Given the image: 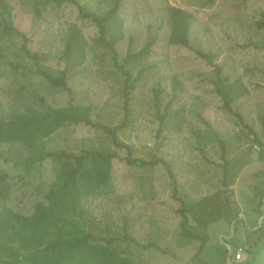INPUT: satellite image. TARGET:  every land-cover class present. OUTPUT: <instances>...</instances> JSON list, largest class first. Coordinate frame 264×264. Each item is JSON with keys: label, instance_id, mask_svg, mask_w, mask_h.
I'll return each instance as SVG.
<instances>
[{"label": "rangeland", "instance_id": "rangeland-1", "mask_svg": "<svg viewBox=\"0 0 264 264\" xmlns=\"http://www.w3.org/2000/svg\"><path fill=\"white\" fill-rule=\"evenodd\" d=\"M7 1L15 8L17 27L28 36V49L39 59L35 61L23 53L22 40L0 39V113L8 116L42 110L34 87L49 106L63 107L72 100L90 106L95 122L113 127L121 124L124 78L112 56L98 43L94 24L83 20L71 5L50 3L41 6L37 14L38 0ZM79 1L97 14L109 11L113 5V0ZM204 3L205 0H123L119 18L124 38L117 45L120 56L126 57L130 45L137 53L148 41L157 42L148 60L133 71L137 77L146 69L133 93L132 122L119 136L137 148L135 158L152 160L157 156L171 165L178 197L187 205L201 207L205 198L228 191L237 204L239 217L232 224L223 218L207 227L199 226L192 218L191 230L207 237L200 251L204 241L181 235V204L173 198L174 184L166 168H130L116 159L110 184L96 193H85L84 203L104 225L117 230L126 221L130 234L139 242L154 243L167 251H139L131 246L127 252L137 264H233L231 251L238 244L244 251L249 247L248 213L254 187L264 180V165L259 162L258 152L251 150L250 133L261 136L264 117V27L257 24L264 22V0H216L207 9H203ZM170 8L184 9L195 17L191 34L194 49L215 56L224 75L243 80L249 95L233 108L244 123L226 111L214 95L210 84L212 68L206 61L189 49L168 44ZM74 31L81 38L73 43L74 49L67 57ZM38 68L53 77L68 68L69 91L52 87L35 73ZM174 78L181 84L175 97ZM156 88L161 90V116L167 111L172 117L162 124L154 107ZM181 117L185 123L177 131ZM207 123L224 140L227 150L226 189L222 185L223 154L217 141L212 138L205 148L207 159L196 149V134L205 132ZM42 149L74 153L99 150L124 156L103 132L85 125L63 128ZM39 155L21 145L0 147V173L9 174V183L14 187L9 206L25 214H30L37 202L45 201L57 172V164L51 160L41 164L37 161ZM247 255L244 253L242 260Z\"/></svg>", "mask_w": 264, "mask_h": 264}, {"label": "trees", "instance_id": "trees-1", "mask_svg": "<svg viewBox=\"0 0 264 264\" xmlns=\"http://www.w3.org/2000/svg\"><path fill=\"white\" fill-rule=\"evenodd\" d=\"M216 0H205L203 9L214 6ZM56 4L59 7L71 5L78 9L79 15L85 21L91 22L98 30V43L112 56L114 66L124 78L122 89L124 97V118L118 126L104 125L93 120V109L90 106L79 105L71 100L63 107H52L45 103L44 97L39 96L38 90L32 87L33 93L39 98L43 109L11 113L3 116L0 113V147L6 145H21L39 152L38 162L51 160L57 164V172L51 184L45 201L37 202L30 214L16 211L9 206L14 187L9 183L11 176L0 173V264H137L132 254L127 252L131 246L139 251L155 249L163 254L167 251L154 243H141L134 238L125 221L120 228L114 230L109 225L97 220L84 203L85 193H96L107 187L113 176L114 161L119 159L130 168H146L163 165L174 184L173 198L181 204L180 215L181 235L190 240L204 241L200 251L204 248L207 237L200 236L191 230L192 218L201 227H207L211 222L225 219L232 224L239 217L235 211L237 204L232 201L228 191H218L212 198H205L197 205L189 206L178 197V187L171 165L164 159L153 156L152 160L135 158L137 148L123 142L120 133L125 131L132 122L133 93L136 91L146 69L134 77V70L148 60L157 42L148 41L146 46L137 53L130 45L126 57L122 58L117 45L124 38L123 23L119 18L123 0H113L109 11L97 14L89 12L79 0H38L35 12L39 14L40 7L47 4ZM170 27L168 44L173 47H183L193 51L198 57L205 60L212 68L214 95L221 100L223 108L239 118H243L234 111V106L249 95V90L241 78L232 79L224 75L223 67L215 63V56L205 54L191 46L192 28L195 17L181 8H170L168 13ZM264 27V22L257 23ZM18 38L23 41L22 51L27 57L38 61L37 55L31 54L28 49L29 39L25 32L17 27L15 8L7 0H0V39ZM80 34L74 31L67 46L66 56L70 57L74 44L79 42ZM73 44V45H72ZM46 79L57 89L69 91L68 80L70 70L66 68L59 76L44 72L40 68L35 72ZM174 81V97L180 88V81ZM154 107L159 113L161 124L172 119L166 111L161 116L160 89H154ZM185 120L181 117L175 127L180 131ZM262 133L253 135V146L261 147L259 162L264 165V117L261 119ZM85 125L103 132L111 141L113 147L124 156L116 153H106L99 150H83L81 153L69 151H44L42 148L60 130L67 126ZM247 127V126H246ZM161 131V130H160ZM198 149L207 159L205 148L214 138L222 149L221 166L224 172L222 185L226 189L228 161L224 140L211 125L207 123V130L196 134ZM223 198V199H222ZM222 200V201H221ZM221 202L220 206L218 203ZM252 208L248 213L250 234L249 247L246 249L247 259L233 264H264V180H259L254 187L251 200ZM125 247L122 249V247ZM239 244L234 248L235 252ZM198 254L193 258L195 261Z\"/></svg>", "mask_w": 264, "mask_h": 264}, {"label": "built area", "instance_id": "built-area-1", "mask_svg": "<svg viewBox=\"0 0 264 264\" xmlns=\"http://www.w3.org/2000/svg\"><path fill=\"white\" fill-rule=\"evenodd\" d=\"M255 151H260L261 147L259 145L254 146ZM245 251L241 248H238L235 252L231 251L233 263H239L242 261Z\"/></svg>", "mask_w": 264, "mask_h": 264}]
</instances>
